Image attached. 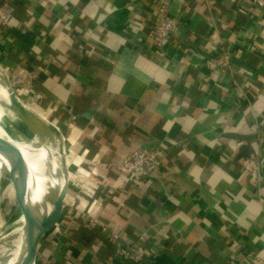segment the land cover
Returning <instances> with one entry per match:
<instances>
[{
    "label": "crops",
    "instance_id": "crops-1",
    "mask_svg": "<svg viewBox=\"0 0 264 264\" xmlns=\"http://www.w3.org/2000/svg\"><path fill=\"white\" fill-rule=\"evenodd\" d=\"M171 5L182 26L164 53L149 44L152 0H16L0 63L44 69L34 104L63 135L69 168L61 245L50 234L46 261L234 264L252 253L246 264H264V8ZM220 48L232 65L216 75L206 59ZM139 148L167 154L135 182L120 163ZM88 216L157 254L116 259Z\"/></svg>",
    "mask_w": 264,
    "mask_h": 264
},
{
    "label": "built area",
    "instance_id": "built-area-1",
    "mask_svg": "<svg viewBox=\"0 0 264 264\" xmlns=\"http://www.w3.org/2000/svg\"><path fill=\"white\" fill-rule=\"evenodd\" d=\"M152 2L155 20L151 27L149 44L155 50L165 53L168 46H176L178 41L175 37L182 26V19L172 12V0H152ZM252 2L254 5L264 8V0H252ZM14 11V0H5L0 4V37L10 25L9 20ZM231 57L230 51L220 48L215 54L207 57L206 65L214 74L220 75L231 69ZM42 71L44 69L22 65L12 67L10 75L14 80L16 79L15 88L19 89L18 96L24 103L34 104L39 100L40 95L34 89V82ZM166 154L167 150L164 148L149 150L139 148L123 157L120 169L131 175L135 182L145 180L153 176L154 171L161 166ZM86 222L91 228H100L105 234L106 241L115 244V257L118 260L141 263L147 256L157 254L156 249L150 245L134 239L123 238L116 230L111 229L106 221L97 216H88ZM257 257V254L246 253L234 264H246Z\"/></svg>",
    "mask_w": 264,
    "mask_h": 264
},
{
    "label": "bare ground",
    "instance_id": "bare-ground-1",
    "mask_svg": "<svg viewBox=\"0 0 264 264\" xmlns=\"http://www.w3.org/2000/svg\"><path fill=\"white\" fill-rule=\"evenodd\" d=\"M0 65V137L31 153V161L27 163L32 162L33 180L34 183L37 182V187L32 188L28 197L30 202L38 207L40 214L46 215L52 211L54 199L66 181V170L62 164L64 155L60 152V142L56 137L51 139L48 136L41 138L35 135L28 140L19 133L11 132L12 123L17 124V115L12 108L11 90L6 80L10 71H5L4 66L1 63ZM18 90L14 88L15 95L19 98ZM19 101L29 110L38 113L32 107L33 103L25 104L20 98ZM6 120L10 123L9 126L6 125ZM9 169L7 157L0 152V178H3ZM26 252L24 220L21 214L19 223L0 235V264H20Z\"/></svg>",
    "mask_w": 264,
    "mask_h": 264
},
{
    "label": "water",
    "instance_id": "water-1",
    "mask_svg": "<svg viewBox=\"0 0 264 264\" xmlns=\"http://www.w3.org/2000/svg\"><path fill=\"white\" fill-rule=\"evenodd\" d=\"M6 80L8 81L7 83L11 90L10 101L12 108L17 115V119L20 122H23L27 128L35 133V135L40 136L41 138L48 136L53 139L56 137L60 142V152L64 155V157H62V164L66 170V181L54 199V207L52 211L46 215H41L38 207L32 204L28 197L29 167L24 153L15 144L0 137V152L7 157L10 164V169L4 174L3 178L10 182L16 210L19 214V218L22 214L24 220V236L27 252L20 264H39V251L42 241L60 222L63 215L64 201L69 189V181L67 180L69 168L65 151L64 137L60 134L57 127L48 122L44 117L39 115L37 112L26 108V106L22 104L19 101V98L15 95L14 88L10 85L8 77ZM223 135L228 138L240 140L247 139L251 136L235 131L225 132ZM4 232L7 231L1 230L0 235ZM84 251L86 253H92L87 250Z\"/></svg>",
    "mask_w": 264,
    "mask_h": 264
},
{
    "label": "rangeland",
    "instance_id": "rangeland-1",
    "mask_svg": "<svg viewBox=\"0 0 264 264\" xmlns=\"http://www.w3.org/2000/svg\"><path fill=\"white\" fill-rule=\"evenodd\" d=\"M4 70L5 71H9L7 68H4ZM10 72H11V70H10ZM39 77L40 76H38L37 79L34 82V89H35V83L39 79ZM8 78H9L10 82H12V83H10L12 85V87L15 88L16 87V79L14 80L12 78V76L10 75V73L8 75ZM15 121H16L17 124L15 125V124L12 123L13 126L11 125V127H10L11 132L13 134L19 133V134L23 135L24 137H26L28 140L32 139L35 136V133L33 131H31V130H28L27 126L25 124H23V122H20L18 119L15 120ZM5 123H6L7 126H9V124H10L7 120L5 121ZM20 149L24 153V155L26 157V161L30 162L31 161V153L29 151H26V150L22 149V148H20ZM28 167H29V193L28 194H30V193H32V188L33 187H37L35 185L37 182L34 183V180H33V166H32V162L28 163ZM18 220H19V214H18V212L16 210V205H15L14 197H13V194H12L10 182H8L4 178H0V231L1 230L2 231H9L15 225L18 224ZM60 230H61V227H60V224H58L56 226V228L52 232H50L43 239L42 242L46 243L47 242L46 238L50 237V234H53V238H54L53 240L56 243V244H54L53 247H55L56 249L57 248L59 249V247L61 245V243H60V241H61V237H60L61 231ZM45 248L46 247L45 246L43 247L42 244H41L40 252H39V255H40L39 256V264H53V263L49 262L48 259L46 261L45 256H44V252L46 251ZM54 252H55V250H54Z\"/></svg>",
    "mask_w": 264,
    "mask_h": 264
},
{
    "label": "trees",
    "instance_id": "trees-1",
    "mask_svg": "<svg viewBox=\"0 0 264 264\" xmlns=\"http://www.w3.org/2000/svg\"><path fill=\"white\" fill-rule=\"evenodd\" d=\"M14 3H16V0H14ZM32 107H33L34 109L38 110V108L36 107L35 104H33ZM129 239H131V238H129ZM46 240H47L46 243L42 242V246H43V247L45 246L46 248L49 249L50 245L53 244V243H52V236L47 237ZM52 248H53V245H52ZM52 248H51V249H52Z\"/></svg>",
    "mask_w": 264,
    "mask_h": 264
}]
</instances>
